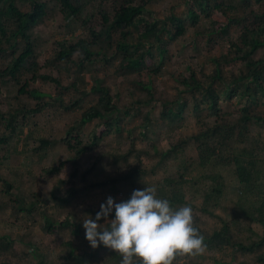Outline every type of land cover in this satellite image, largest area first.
I'll return each mask as SVG.
<instances>
[{"label":"rangeland","instance_id":"obj_1","mask_svg":"<svg viewBox=\"0 0 264 264\" xmlns=\"http://www.w3.org/2000/svg\"><path fill=\"white\" fill-rule=\"evenodd\" d=\"M122 1L76 0L79 13L70 17L62 10L60 0L15 2L24 13L32 12L36 3L43 5L44 14L29 27L34 51L25 68L16 76H0V139H3L0 143V264H78L81 257L85 262L80 264H121V254L116 250L89 245L84 238L82 219L88 214L94 216L107 196L111 195L115 201L124 200L133 189L146 185L155 186L160 198L169 200L168 191L177 193L181 202L171 204L174 208L190 204L193 224L203 237L211 236L226 224L229 226L232 243L224 241L220 247L212 248L204 244L202 252L181 253L171 264H264L259 261L264 255V244L255 252L243 251L239 246L259 244L264 239V227L251 222L243 213L235 167H202L198 161L197 143L192 137L204 127L214 125L215 119L208 116L200 96L188 93L181 83L191 73L204 84L210 83L216 75L215 61H220L223 81H216L214 87L220 94L224 91L221 122L228 125L224 134L230 126L234 128L233 141L237 144H231L230 148L264 147V123L254 119L250 123L244 121L247 113L251 117H264V100L251 105L248 96L237 94L229 98L234 89L233 80L241 74L246 76L247 72L244 62L232 61L235 53L231 45L239 43L241 27L233 26L228 34L219 31L231 17L262 16L264 3L210 0L207 15L196 6L199 22L194 26L186 0L146 2L143 22L123 30L128 32L124 40L119 32H111L106 41L103 32L107 24L103 23L102 15L110 20L114 8ZM145 1L135 0L134 4ZM218 5L222 11L216 9ZM2 6L0 2V9ZM171 15L185 23V36L170 42L162 34L160 43L143 42L134 55L145 54L144 65L135 71L120 70L122 55L116 51L117 44L137 45L145 21H158L156 29L165 23L173 33L167 22ZM1 18L7 40L0 43V71L20 55L26 43L20 36L14 37L17 19L6 14ZM249 23H252L250 18ZM91 32L99 34L98 39L94 40ZM81 39L91 44L93 57L89 62L83 61L80 51L68 61L57 59L61 51L59 43L72 44ZM225 56L229 57L227 62L223 60ZM254 59H264V48ZM42 76L56 79L60 85ZM95 80L109 89L115 106L113 114L121 120V129L104 137L74 165L73 152L64 139L83 112L97 105L99 96L91 92ZM231 83L232 87L226 89ZM25 84L27 91L35 89L47 96L39 101L28 92L21 93ZM75 101L78 102L75 108L66 109ZM181 104L184 108L178 117L169 114L170 108L178 113ZM248 105L249 111L244 113ZM39 106H43L42 111L32 113ZM12 117L15 122L8 128ZM102 130L101 122L93 120L82 128L79 138L87 144L91 134ZM41 141L50 144L43 146ZM258 153L264 157V150ZM118 156H125V161ZM61 162L66 165L59 172H49ZM132 167L141 173L133 180L123 177ZM214 175L215 179L219 176L222 179L215 182L214 177L208 178ZM262 175L264 182V167ZM219 184L223 189L221 197L211 194ZM68 215L73 216L76 234L74 227L58 225ZM49 221L53 223L51 228Z\"/></svg>","mask_w":264,"mask_h":264},{"label":"trees","instance_id":"obj_2","mask_svg":"<svg viewBox=\"0 0 264 264\" xmlns=\"http://www.w3.org/2000/svg\"><path fill=\"white\" fill-rule=\"evenodd\" d=\"M35 1V0H34ZM76 0H60L62 5V10L68 12V16H75L79 13L80 7L79 4L75 2ZM135 0H123L118 7L114 8L113 15L109 20L106 15H102L103 23H106L107 26L104 29L105 40H109L111 32H119L121 38L127 36V31L123 32L127 28L132 26L136 27L139 23L143 22L142 15L146 11L145 4L146 2H152L157 0H146L143 3L137 5L134 4ZM192 1V3H191ZM3 3L2 9H0V18L5 14L10 17L16 18L18 22V29L14 33V37H21L26 43L20 53V55L13 59L8 67L0 71V76H16L22 69L25 68L28 59L32 56L34 51V46L30 43L31 37L28 34V30L31 24H35L37 20L44 14V6L36 3L34 5L32 12L24 13L19 10L15 2L16 0H0ZM74 2V3H73ZM260 5L264 3V0H256ZM186 3L190 4L188 9V16L192 21L193 25L196 26L199 22V16L197 14L196 6L199 7L202 13L207 15L209 11L210 0H186ZM197 4V5H195ZM219 11H222V7L218 5L216 7ZM252 20V23L247 25L248 19ZM3 19V18H1ZM167 22L173 27L174 32L167 29V24H163L159 29H156L158 21L154 22H144L143 32L138 36L137 45H125V43L117 44L116 51L122 55L120 70L122 71H135L144 65L145 60L147 59L145 54L134 55L136 50L143 46L142 43L146 41H155L157 43L161 42L160 36L165 34L170 42H175L177 39L185 36L187 33V28L185 23L180 19L176 18L175 15H171ZM233 26L241 27L242 34L239 38L238 44H232L231 47L234 50L235 58L232 61L240 60L245 63L247 67L246 76H238L237 79L233 80L234 91L230 92V99L235 97L237 94L241 96H248L249 102L251 105L258 103L261 100H264V59L255 61L254 56L258 51L264 48V13L262 16L254 15L252 17L249 15L247 18H234L231 17L228 19L227 23L221 26L219 30L222 34H228V31L232 29ZM94 40L99 37V34L96 35L94 32H91ZM3 40H7V33L5 32L4 26L0 25V43ZM95 42V41H93ZM60 53L58 54L57 59L68 61L76 52H82L84 55L83 61H90L93 57L91 53V44L86 40H78L75 43L69 44L67 42L59 43ZM14 47V45H13ZM163 53V52H162ZM228 56H225L223 60L227 62L229 59ZM222 60V61H223ZM216 75L211 78V82L204 84L195 76V73H191L189 78H184L181 83L188 91L193 95H199L201 98V103L207 107L208 116L214 118V125L204 127V129L197 135L192 137V140L197 143L198 151V161L202 167H207L213 165L216 168L221 166H234L235 173L239 180L238 192V201L242 204L243 213L246 218L253 223H257L264 227V182H263V167H264V157L261 152L264 150V147H254L255 149L241 148L239 146L230 148L231 144H235L233 141L235 137L234 128L229 127L227 134H224L226 128L228 127L222 121V96L224 91L220 92L214 87L216 81H223L221 62L215 61ZM44 80L52 81L60 85V82L56 79H53L49 76H42ZM37 77L34 75L32 80L35 81ZM232 83L226 86V89L232 87ZM254 85V86H252ZM27 84L22 87L20 90L21 93H29L34 99L41 101L47 95L38 90L27 91ZM91 92L97 94L98 102L94 107L88 108L83 112L80 119L74 123L67 132V138L64 139L68 149L73 152L72 163L77 165L79 159L86 153H89L94 147H97L100 141L104 137L109 136L116 131L121 129V120L119 117L114 116L113 110L115 106L113 104V98L110 94V91L107 87L102 86L101 82L95 80V84L91 88ZM234 92V93H233ZM233 93V94H232ZM252 94V95H251ZM251 95V96H250ZM78 102L75 101L72 104V107L69 106L66 109H73L77 106ZM184 108V104H181L178 108V113H174L172 109H168L169 114L178 117L181 110ZM199 107L196 109L198 110ZM250 106L245 107L244 113L249 111ZM43 106H39L35 109H32V113H38L42 111ZM254 119L256 122L264 123V117L259 116H249L248 113L244 116V121L250 123ZM93 120H98L103 126V130L98 133H93L90 136V142L84 144L81 142L79 136L82 131V128L92 122ZM12 122H15V118L12 117L9 121L7 127L11 128ZM144 129V128H143ZM3 142V139H0V143ZM43 146H47L50 143L48 141H41ZM237 144V143H236ZM240 151V154L238 153ZM234 153V154H233ZM118 159L125 161V156ZM98 161V160H96ZM65 162H61L57 167H53L49 170L50 173L59 172L64 166ZM139 171L135 167L128 169L124 173L123 177L127 179H135L139 175ZM215 176H208V178L214 177L215 182H219L222 179V176H219L215 179ZM171 184V181H167ZM10 186H8V189ZM166 192V187L163 188ZM223 189L219 184L217 187L213 188L211 194H216V196L221 197L223 195ZM169 192V201L170 204H177L181 202V198L174 191ZM211 196L208 194V198ZM57 200H62L60 197H56ZM71 218L65 216L63 220L59 222L61 228L74 227ZM49 228L52 227L53 223L49 221ZM48 228V229H49ZM50 230V229H49ZM73 233H77V229L73 230ZM229 235V226L226 224L221 229H217L209 237H204L203 244H206L208 247H220V244H223L224 241L229 244L230 241ZM264 244V239L259 244H253L250 247H244L242 243L239 246L243 251L255 252L256 249L260 248ZM71 247V255L73 256V247L72 244H69ZM181 253L177 252L173 258L172 262L177 260ZM134 264H140V258L134 257ZM259 261L264 263V255L260 256ZM85 262L84 258L77 260V263ZM215 264H222L216 262Z\"/></svg>","mask_w":264,"mask_h":264},{"label":"clouds","instance_id":"obj_3","mask_svg":"<svg viewBox=\"0 0 264 264\" xmlns=\"http://www.w3.org/2000/svg\"><path fill=\"white\" fill-rule=\"evenodd\" d=\"M190 204L173 207L156 195L155 186L133 189L127 199L109 195L95 215L82 219L84 238L93 248L110 247L121 254V264H171L177 253H198L204 237L193 224ZM103 220V222H101Z\"/></svg>","mask_w":264,"mask_h":264}]
</instances>
